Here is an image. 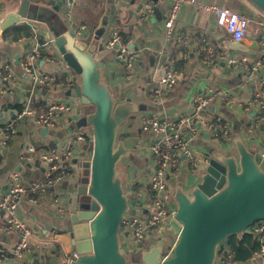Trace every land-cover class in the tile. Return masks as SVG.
I'll use <instances>...</instances> for the list:
<instances>
[{
  "label": "crops",
  "instance_id": "obj_1",
  "mask_svg": "<svg viewBox=\"0 0 264 264\" xmlns=\"http://www.w3.org/2000/svg\"><path fill=\"white\" fill-rule=\"evenodd\" d=\"M30 1L50 13L42 15V20L56 19L57 26H60L61 21L68 20L70 27L77 33L90 36L88 39L97 47L96 59L103 62L104 76L109 86L111 83L113 93L118 94V96L114 94L118 101H124L132 95V100L136 103L157 108V111L147 113L172 116L190 112L197 99L205 94L206 86L225 89L242 101L243 108L236 107L229 99L217 100L208 112L206 111V127L204 123L202 126L198 125L197 133L192 135L206 138V141L202 147L195 148L192 144L193 137L190 138L191 146L202 159L201 170L190 184L181 182L186 190L192 189L201 181L204 162L208 156L207 150L219 148V144L214 140L208 141L209 138H215L210 129L216 117L230 124L232 135L230 142L235 137H241L249 147L261 145L259 137L264 135V125L254 132L250 131L251 119L258 113L255 87L245 83L246 74L243 70L228 67L225 60L227 56H247L253 59L261 57L263 62L260 73L264 77V36L257 26L250 27L244 41L237 46L231 43L227 32L217 24L211 12L194 11L191 7L182 5L176 20L175 38L168 41L165 27L171 6L168 0H151L155 6L152 12L144 11L142 0H75L73 5L68 7L66 0ZM202 1L242 12L251 21L264 18L263 13L248 0ZM21 2L22 0H0V17L11 10H18ZM65 7L68 8L67 18L64 17ZM44 25V21L26 20L4 31L0 30V67L6 66L14 75L12 83H5L0 78V91L7 89L4 94L0 93V198L9 193L10 177L13 174H19L21 185L26 189L32 183L43 182L47 166L39 158L41 152L63 149L62 140L74 133L76 128L73 117L78 115L79 120H83L82 115L87 111L80 109L85 105L78 103L76 100L81 98L75 97L72 93L79 82L78 76L61 62L55 48L47 44L48 27ZM81 26L85 28L80 30ZM115 29L122 44L135 56L131 67L118 58L116 50L105 47V42L112 37ZM38 41L42 47L39 49L40 56L35 61V67L40 74L45 72L54 75L61 84L60 87L36 85L33 88V84H29L25 77L21 62L26 54L35 48ZM168 62L173 63L181 79L165 95L158 96L155 94L157 81L162 75V67ZM66 90L70 91L69 101L73 104L74 110L61 117L55 128L40 125L34 117L24 119L20 117L29 99L30 107L33 108L35 116H38L47 110L51 101L57 100L52 94ZM67 115L72 117L69 118ZM7 128L14 129L15 135L5 142L2 133ZM151 138L149 134V138L142 145L145 147L143 152L145 164L140 168L139 175L134 173L131 156L121 162L126 168L125 173L121 169L123 179L128 177L136 180V185L131 191L146 190L142 176L146 167L151 166L149 159ZM90 144L88 138L80 144V154H76L70 162L71 174L49 187L46 194L26 192L19 196L17 215L32 228L33 237L29 249L22 258L11 257L8 260H0V264H67L65 260L75 252L73 240L67 230L68 217L76 209L78 186L88 181L86 163L90 159L92 149L89 147ZM29 146L35 147V154L28 152ZM129 146L133 151V142ZM185 161L189 168L194 166L182 157L176 176L172 178L180 175ZM176 183H172L173 187ZM131 191L127 192L129 196ZM57 196L62 198L66 213L58 212L57 205L52 199ZM129 200L133 206L131 196ZM7 217L5 211H0V247L6 250L14 247L19 240V232L16 229H5ZM249 235H254L258 244L264 240V236L259 239L254 232ZM244 237L240 241L234 237L233 241L228 239L224 243L232 254V264H257L258 261L253 255L251 259L244 260L238 257L234 250L233 242L237 245L242 244V252L250 250L251 245L244 241ZM217 256L216 264H222L221 258L227 259L221 251Z\"/></svg>",
  "mask_w": 264,
  "mask_h": 264
},
{
  "label": "water",
  "instance_id": "obj_2",
  "mask_svg": "<svg viewBox=\"0 0 264 264\" xmlns=\"http://www.w3.org/2000/svg\"><path fill=\"white\" fill-rule=\"evenodd\" d=\"M248 1L264 14V0ZM48 14L30 0H22L18 10L0 17V30L26 20L44 21L47 44L78 76L73 95L92 107L82 115L92 144L86 163L88 181L78 186L76 209L68 217L67 230L78 254L71 264H129L120 229L123 217L130 212V196L120 164L131 156L132 148L119 140L120 127L131 117L157 108L136 103L132 95L118 101L104 76L103 62L96 59L97 47L90 36L77 33L68 20L60 26L56 19L42 20V15ZM256 147L253 150L241 137H235L226 148L208 149L201 181L190 190L176 183V212L166 230L159 231V238L141 251L136 264H216L222 243L251 234L250 228L264 221V156ZM165 233L174 236L172 245Z\"/></svg>",
  "mask_w": 264,
  "mask_h": 264
},
{
  "label": "built area",
  "instance_id": "obj_3",
  "mask_svg": "<svg viewBox=\"0 0 264 264\" xmlns=\"http://www.w3.org/2000/svg\"><path fill=\"white\" fill-rule=\"evenodd\" d=\"M168 1L171 3L170 13L165 21L166 39L168 41L175 38L176 20L182 5H187L194 11L211 12L215 16L217 24L227 32L233 44L243 42L248 29L252 26H257L264 36V18L262 20L251 21L242 12L230 8H223L202 0ZM74 2L75 0H66L65 3L68 7L72 6ZM142 4L146 12H152L155 7L151 0H142ZM65 11L68 14V8ZM79 28L82 30L85 27L81 26ZM41 47L38 41L35 48L31 49L21 62L25 77L29 81V84H33V88L36 85H48L51 88L60 87L61 84L58 83L54 75L45 72L40 74L35 67V61L40 56L39 49ZM105 47L106 49L116 50L118 52V58L124 61L128 67L133 65L135 56L122 44L116 29L112 37L105 42ZM225 60L228 67L243 70L246 74L245 83L252 84L255 87V101L257 103L258 113L251 119L250 126V131L254 132L255 129L264 125V77L260 73L263 58L253 59L247 56H227ZM162 69V75L158 79L155 89V94L158 96L165 95L181 79V75L175 69L173 63H166ZM0 78L5 83H12L14 75L8 71L6 66H1ZM5 92H7V89L0 91L1 94ZM221 99H229L236 104V107L243 108L242 101L236 99L227 90L206 86L205 94L197 99L190 112H186L185 114L181 113L177 116L148 113L142 117L143 131L152 137L149 144L151 166L146 167L142 176L146 184V190L144 192L151 203L145 204L143 210L138 215H133L129 212L123 217L120 229L121 246L128 251V254L132 251V247H134L133 250L138 251L143 246L144 240L155 238L161 229L166 230V227L169 226V220L176 212V204L173 200L174 187L170 179L176 176L175 174L182 157L194 166L201 164L202 159L195 153L194 148L191 146L190 138L193 134L197 133L199 129L198 125L202 126L204 123L206 127V111L208 112L211 105ZM76 101L82 103L81 99ZM29 104H31V99L28 100V105L21 112L20 117L22 119L25 117H34L37 123L46 128H55L61 117H64L74 110L73 104L69 101H51L44 113L35 116L33 108ZM210 130L214 137L229 140L232 136L230 124L220 117H216L215 121L211 123ZM14 135L15 130L11 128H7L2 133L5 142L11 140ZM87 135L83 128L76 127L74 133L67 135L62 140L64 144L63 149H52L41 152L39 158L47 166L46 178L43 182L32 183L26 189L21 185L19 174H13L10 177L9 193L0 198V211H5L8 215L5 229H16L19 232V240L10 249L6 250L0 247V260H8L11 257H14V259L22 258L29 249L30 241L33 237L32 228L24 223L17 215L19 196L26 192L46 194L49 187L59 183L66 175H70L71 159L76 154H80V144L88 138ZM258 150L264 156V149H262L261 145H259ZM28 152L35 154V147L29 146ZM123 180L126 192L131 191L136 185V180H131L128 177ZM52 199L57 205L58 212L66 213L62 198L57 196ZM131 208L132 206L130 204ZM250 229L259 239H262L264 236V221L255 223ZM224 243L220 245L219 251L227 259L221 258L220 261L222 264H232V254L224 246ZM143 250L145 248H142ZM253 257L258 261L257 264H264V240L261 242L260 248L253 252ZM77 258V252H73L65 260V263L71 264Z\"/></svg>",
  "mask_w": 264,
  "mask_h": 264
},
{
  "label": "rangeland",
  "instance_id": "obj_4",
  "mask_svg": "<svg viewBox=\"0 0 264 264\" xmlns=\"http://www.w3.org/2000/svg\"><path fill=\"white\" fill-rule=\"evenodd\" d=\"M111 86V83H110ZM109 86V87H110ZM111 88V87H110ZM51 92V91H50ZM57 93L52 94V96H56L57 100H62V101H69V97H70V91L66 90V92H58ZM52 93V92H51ZM116 96H118L117 93H114ZM55 100V101H57ZM84 102L83 105H85L84 107H80V109H84V110H92V107H86V105L88 104V101L83 99L82 100ZM71 102V101H69ZM148 114L147 112H142L140 114H138V116H135L134 118L131 117L128 120V124L125 125L124 127H120V133H119V140L120 141H125L127 145H130L131 142H133L134 144V148L132 151V155L130 157V160L133 162L134 164V173L136 175H139L140 172V168H142V166L145 164V157H144V149L145 147H142V145L145 143V141L149 138V134L143 131L142 128V117L144 115ZM69 116V115H67ZM76 116V117H75ZM73 117L74 119V123L76 124L75 127H81L84 129V131L86 133H90V128L87 127L84 123L83 120H79L78 115H75ZM72 116H69V118H71ZM233 119V117H232ZM231 119V120H232ZM238 133V131H237ZM192 144L193 146L196 148L202 147L203 143L206 141V138H202V137H198V136H192ZM260 138V143H261V147L262 149H264V135ZM216 142V144H219V148H226L228 143L230 142L228 139H222L220 137H215L213 139H208V141H213ZM90 148H92V144L89 145ZM251 148L253 150H257L256 145H252ZM131 165V164H129ZM132 166V165H131ZM201 164L197 165V166H193L192 168L188 167V163L185 161L183 168L180 172V177H175L172 178L171 182L172 183H176V182H184V183H188L190 184L192 182V180L196 177L197 172L201 170ZM120 169L123 170V172L125 173L126 168L124 167L123 164H120ZM22 182V181H21ZM130 196L133 199V206L132 209L130 210V214L133 215H138L142 210H143V205L145 204H149L151 203L150 200L147 198L146 194L141 191V190H133L130 192ZM128 214V213H127ZM167 228V227H166ZM168 238V244L172 245L175 241V238L173 235L165 233L163 234ZM159 237V234H157V236L153 239H146L143 241V246L138 250L135 251L133 250L134 247H132V251L129 254V264H136L139 262L140 259V254L142 251V248L147 249L152 243H154L156 241V238ZM155 239V240H154Z\"/></svg>",
  "mask_w": 264,
  "mask_h": 264
},
{
  "label": "trees",
  "instance_id": "obj_5",
  "mask_svg": "<svg viewBox=\"0 0 264 264\" xmlns=\"http://www.w3.org/2000/svg\"><path fill=\"white\" fill-rule=\"evenodd\" d=\"M234 239L235 238L232 237L229 240L233 241ZM244 241H246L247 243L251 245V248L249 251L242 252L243 248H242L241 243L237 245L235 242H233V247H234V250L238 253V257L244 260H249L251 259L253 252L258 250L261 244H258L257 238L254 235H245Z\"/></svg>",
  "mask_w": 264,
  "mask_h": 264
}]
</instances>
